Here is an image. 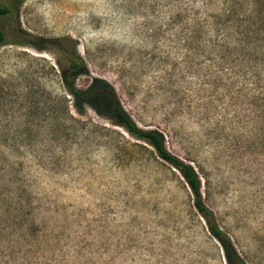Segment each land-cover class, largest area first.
Listing matches in <instances>:
<instances>
[{
  "label": "rangeland",
  "instance_id": "rangeland-1",
  "mask_svg": "<svg viewBox=\"0 0 264 264\" xmlns=\"http://www.w3.org/2000/svg\"><path fill=\"white\" fill-rule=\"evenodd\" d=\"M167 1L23 0L0 15V264H225L180 173L89 105L76 109L62 69L71 45L88 70L75 86L103 79L138 126L162 132L245 262L264 264L262 101ZM205 1L212 14L264 4Z\"/></svg>",
  "mask_w": 264,
  "mask_h": 264
},
{
  "label": "trees",
  "instance_id": "trees-1",
  "mask_svg": "<svg viewBox=\"0 0 264 264\" xmlns=\"http://www.w3.org/2000/svg\"><path fill=\"white\" fill-rule=\"evenodd\" d=\"M23 0H10L8 5H0V15H12ZM168 6L177 5V17L181 18L184 28L191 29L202 52H207L215 61L227 65L226 69L234 75H241L247 82L249 92H257L264 110V10L260 5L257 12L237 14L235 12L203 13L207 3L204 0L196 5L194 0H168ZM195 3V4H194ZM209 4V3H208ZM230 8L233 5H229ZM257 7L256 2L250 3ZM11 39L21 41L19 27H12ZM21 38V39H19ZM6 40L5 31L0 28V45ZM51 42V40H49ZM57 45V44H55ZM59 47V46H58ZM74 46L71 52L62 50L65 65L63 81L67 90L76 99V109L82 104L89 105L100 115L111 119L128 134L150 145L157 155L174 167L182 176L192 194V202L198 213L206 221L208 230L220 243L225 264H247L236 249L230 236L217 224L213 210L205 203L202 196V182L199 173L192 164L172 154L165 146V137L157 129H145L138 126L123 109L111 85L101 78H94L91 84L80 89L75 86L77 75L87 73L85 62L75 56Z\"/></svg>",
  "mask_w": 264,
  "mask_h": 264
},
{
  "label": "bare ground",
  "instance_id": "bare-ground-1",
  "mask_svg": "<svg viewBox=\"0 0 264 264\" xmlns=\"http://www.w3.org/2000/svg\"><path fill=\"white\" fill-rule=\"evenodd\" d=\"M117 127V126H116ZM119 128V127H118Z\"/></svg>",
  "mask_w": 264,
  "mask_h": 264
}]
</instances>
